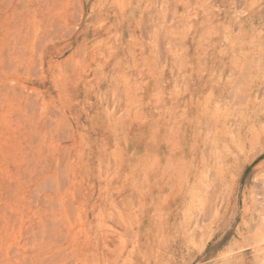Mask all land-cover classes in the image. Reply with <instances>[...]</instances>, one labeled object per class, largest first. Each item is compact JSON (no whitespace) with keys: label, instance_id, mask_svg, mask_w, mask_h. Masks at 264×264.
Here are the masks:
<instances>
[{"label":"rangeland","instance_id":"rangeland-1","mask_svg":"<svg viewBox=\"0 0 264 264\" xmlns=\"http://www.w3.org/2000/svg\"><path fill=\"white\" fill-rule=\"evenodd\" d=\"M261 193L264 0H0V264H264Z\"/></svg>","mask_w":264,"mask_h":264},{"label":"bare ground","instance_id":"bare-ground-1","mask_svg":"<svg viewBox=\"0 0 264 264\" xmlns=\"http://www.w3.org/2000/svg\"><path fill=\"white\" fill-rule=\"evenodd\" d=\"M261 195H262V197H264V193H261ZM246 199H247V197H246ZM241 226L243 227V229H250L249 225L247 224V222L245 220V217L242 220ZM259 229L262 230V236H260L258 233H256L253 237V242H252L253 248L256 249L255 253L258 255L264 253V250H262L260 247V244L262 242H264V221L263 220L261 221Z\"/></svg>","mask_w":264,"mask_h":264}]
</instances>
